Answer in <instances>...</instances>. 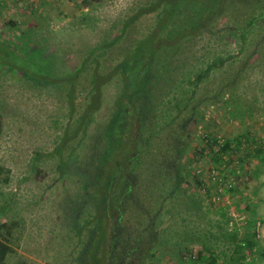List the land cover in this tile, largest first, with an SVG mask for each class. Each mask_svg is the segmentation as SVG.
<instances>
[{
    "label": "rangeland",
    "instance_id": "374dc122",
    "mask_svg": "<svg viewBox=\"0 0 264 264\" xmlns=\"http://www.w3.org/2000/svg\"><path fill=\"white\" fill-rule=\"evenodd\" d=\"M153 1L0 0V42L15 41L9 49L32 66L26 74L24 63L0 67V167L8 171L0 183V242L12 251L4 264H79L95 224V184L109 166L116 179L133 183L130 198L155 213L157 243L144 264H264L254 251L243 252L242 263L232 261L251 221L257 250H264V163L256 152L264 151V22L244 38L240 32L259 17L256 0H224L220 17L207 20L198 35L160 51L159 78L146 84L134 104L141 132L136 149L124 154L129 161L106 166L99 161L103 128L121 96L119 76L103 88L92 123L75 132L88 101L91 68L74 82L72 113L67 78L91 49L117 37L124 22ZM217 3L180 0L169 36L205 17ZM151 16L129 27L119 47L102 60V71L150 30ZM220 60L223 64L195 86V76ZM35 71L54 78L37 82L30 74ZM121 125L122 138L129 128L127 122ZM64 140L60 154L51 155ZM225 144L231 148L220 152ZM216 155L220 161L214 162ZM211 169L228 177L234 191H227L223 178L225 185L217 192ZM237 211L247 219L239 220ZM146 223L140 205L131 201L119 225V241H129ZM120 252L121 247L113 254ZM111 264L117 263L112 259Z\"/></svg>",
    "mask_w": 264,
    "mask_h": 264
},
{
    "label": "trees",
    "instance_id": "16d2710c",
    "mask_svg": "<svg viewBox=\"0 0 264 264\" xmlns=\"http://www.w3.org/2000/svg\"><path fill=\"white\" fill-rule=\"evenodd\" d=\"M102 0H96V3ZM216 8L208 11L207 15L203 18L196 20L192 25L183 28L172 37L169 36V32L172 30V23L174 16L178 13V4L180 0H154L145 7L137 10L131 15L123 24L121 33L112 40L105 41L100 46L91 49L80 67L70 75L67 80L70 82V89L67 93L68 103L70 111H73V100H74V82L77 81L80 74L85 71L88 67L91 68V87L88 94V101L81 115L77 118V125L75 132L85 131L86 128L92 123L94 114L101 108L102 90L108 84L113 77L119 76L122 82L121 96L117 100L114 106V112L110 117L108 123L103 128V149L99 155V161L101 166H106L108 161H129L131 157L123 159L126 150L128 151L131 147L132 150L136 149L137 140L136 137L141 132V125L135 114V101L142 95V91L146 87L149 81L156 80L159 78L161 66L159 65L160 57L159 53L166 48H172L176 43H180L183 40L198 35L199 32L205 27L207 20H212L215 17H220L222 9L224 7V0H217ZM263 0H256V6L260 9V15L257 18L251 19L244 29H240L241 37L244 38V34L252 28L257 22H264V11H262ZM153 17V23L150 30L143 34L142 37L135 40L128 46V49L121 53L120 60L108 71H102V60L107 56L111 49L118 48L121 40L127 33L129 27L136 22L138 19L144 16ZM214 20V19H213ZM174 24V23H173ZM11 27L16 26L15 23H11ZM25 36V35H24ZM241 38V39H242ZM22 40V39H21ZM20 42V41H19ZM15 41H3L0 42V67L7 64V66H14L13 64L26 65V71L30 72L27 63L29 60L25 57H18V53L11 51L9 46L14 44ZM25 45L24 42H22ZM18 47V46H17ZM24 47H18L19 50L23 51ZM24 52V51H23ZM25 55V52H24ZM16 62V63H15ZM21 63V64H19ZM158 65L157 68L154 65ZM223 64V60L213 62L208 65L204 71L197 74L194 78V84L197 86L202 80L207 78L211 73L212 69L219 67ZM25 67V66H23ZM32 67V66H31ZM20 68V66H17ZM160 68V69H159ZM32 79L41 82L47 80V78H54L49 74L43 73L42 71H35L30 73ZM54 83V82H51ZM134 86V87H133ZM131 109V110H130ZM122 122H127L129 128L126 132V136L120 137V130L123 126ZM1 129V123H0ZM114 142V146H112ZM66 145L65 140L61 142L60 146L55 149L51 155L55 153L60 154L64 146ZM185 143L182 144V150L185 147ZM230 147L229 144H225L219 151L224 152ZM239 148V144L236 146ZM181 150V152H182ZM258 156L261 157L262 163H264V151L262 149L256 150ZM214 162L220 161V157L216 155ZM119 163V162H118ZM116 166V165H115ZM111 166L108 167L107 172L99 175V182L95 184V200L94 212L95 218L93 222V228L89 233L87 241L82 248L78 262L79 264H111L112 259L117 264H144L145 260L150 256V252L154 249L157 243V231L155 227L156 216L148 211V207H142L140 200L137 203V199H131V193L133 189V183L129 180H125L122 177L116 179L113 174H110ZM6 169L0 167V183L6 182L7 178ZM5 173V175H4ZM112 173V172H111ZM115 180H117L115 182ZM197 187H200L201 183L196 180ZM234 185L228 192L234 191ZM209 192V189L206 190ZM133 202L135 206L141 207V212L147 219L144 230L135 231L132 235V239L126 241H119L117 233L119 225L121 224L124 216V210L130 202ZM194 204H198L193 200ZM249 208V207H248ZM247 210V209H246ZM248 211V210H247ZM103 216L106 218L103 219ZM248 223L246 222L245 225ZM107 225V231L105 237L102 239L100 234L105 231L104 226ZM145 232L146 235H143ZM144 236V237H143ZM128 238V237H127ZM232 241L236 240V235H231ZM133 240V241H132ZM193 240L191 239V242ZM105 243V244H104ZM103 245L102 254L100 253V246ZM193 244V243H191ZM93 247L91 256L89 254L91 246ZM106 245V246H105ZM110 251L108 252V247ZM119 247L121 252L113 254ZM207 248L204 245L205 251ZM253 252L259 258H264V250H257V233L255 230V222L251 221L245 227L243 237L238 241L234 249L236 258H232V261H238L242 263L245 259L243 252ZM11 249L6 244L0 242V264H4L6 257L11 253ZM240 253H243L240 255ZM239 254V255H238ZM101 255V257H100ZM90 256V259H89ZM99 258L101 260H99ZM236 259V260H235Z\"/></svg>",
    "mask_w": 264,
    "mask_h": 264
},
{
    "label": "built area",
    "instance_id": "2783aa9c",
    "mask_svg": "<svg viewBox=\"0 0 264 264\" xmlns=\"http://www.w3.org/2000/svg\"><path fill=\"white\" fill-rule=\"evenodd\" d=\"M209 177L211 178L212 181L218 182V189L219 190L217 192H220L222 190V186L225 185V183L222 181L223 178L226 180V183H227V185H225L226 189H230L232 186V183H230V180L228 179V177H226L223 174L220 177L219 172L216 169L210 170ZM213 201H215V200L213 199ZM232 212L233 211H231V214H232ZM237 212L240 215L239 220L243 221V220L247 219V216L243 212L242 213H240L241 211H237Z\"/></svg>",
    "mask_w": 264,
    "mask_h": 264
}]
</instances>
